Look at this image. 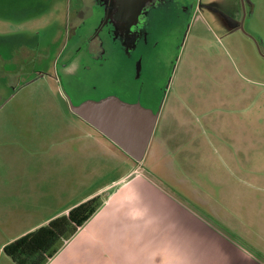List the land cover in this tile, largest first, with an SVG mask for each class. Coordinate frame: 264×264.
<instances>
[{
  "label": "rangeland",
  "instance_id": "rangeland-1",
  "mask_svg": "<svg viewBox=\"0 0 264 264\" xmlns=\"http://www.w3.org/2000/svg\"><path fill=\"white\" fill-rule=\"evenodd\" d=\"M95 3L0 0V181L47 166L76 200L106 188L47 264H248L234 241L264 262V174L257 189L238 172L264 149V0H197L193 15L160 18L150 50L122 60L106 42L100 61L84 43ZM110 93L159 110L141 162L110 155L65 103Z\"/></svg>",
  "mask_w": 264,
  "mask_h": 264
},
{
  "label": "crops",
  "instance_id": "crops-1",
  "mask_svg": "<svg viewBox=\"0 0 264 264\" xmlns=\"http://www.w3.org/2000/svg\"><path fill=\"white\" fill-rule=\"evenodd\" d=\"M100 137L101 147L106 148L110 155H117L121 152L116 145L102 134ZM243 153L246 156L249 155V152L247 151H243ZM254 155L258 157V161H256V163L252 162V164H248V166L242 165L238 168V172L241 174L253 175L254 178L252 179L254 182L245 183V185L260 189V186L257 185V183L263 179L261 175L264 174V149H262V153H260L258 149L255 150ZM52 170V167L47 166L21 168V177L30 174H32V178L35 176V180L31 182L15 181L18 179L15 170L11 171L15 176L9 175L10 170L3 172L2 179L5 181H0V253H2L7 259L9 258L3 252L5 245L30 231L45 225L50 220L67 213L72 207L94 196H98L100 195L99 193L106 190V188H104L98 191H93L89 197L87 196L88 198L85 197L84 199L76 200L78 195L76 189L72 188L69 183H64L62 180L58 181L61 178L53 180V177L50 175ZM7 178L9 180L8 182H6ZM37 179H39V181H36ZM238 180L242 183L244 182L240 177ZM251 184L252 186H250ZM235 217L236 219L234 220L238 221L237 218L239 215ZM247 218L248 217H244L243 219ZM218 233L228 236L224 231L219 230ZM230 247L235 251L242 252L247 257L248 264H264V262L259 261L239 246L237 242L234 241ZM230 263L237 264L236 255L232 257Z\"/></svg>",
  "mask_w": 264,
  "mask_h": 264
},
{
  "label": "flooded vegetation",
  "instance_id": "flooded-vegetation-1",
  "mask_svg": "<svg viewBox=\"0 0 264 264\" xmlns=\"http://www.w3.org/2000/svg\"><path fill=\"white\" fill-rule=\"evenodd\" d=\"M135 2L136 6L140 7L142 5L137 18L133 14ZM95 7L100 21L98 27L94 30V34L85 38L84 43L87 53L92 60L100 61L103 58L104 45L107 42L116 51L121 52L123 60L126 56H130L136 48L142 47L150 50L154 43H151V41L157 36V28L163 15H167L166 18H173L176 13L192 12L193 15L197 9V0H143L142 3L139 0H134L133 5L129 4V0H96ZM70 36L73 38L75 32ZM138 65L140 66L139 73H137ZM140 71L141 60L138 61L135 67L136 78L139 77ZM135 94H128L125 98L127 100L133 97L136 98ZM107 96L118 97L119 95L110 93L103 96V98ZM140 99H142L141 95L137 101L129 103H140ZM65 103L69 108L67 97L65 98Z\"/></svg>",
  "mask_w": 264,
  "mask_h": 264
},
{
  "label": "water",
  "instance_id": "water-1",
  "mask_svg": "<svg viewBox=\"0 0 264 264\" xmlns=\"http://www.w3.org/2000/svg\"><path fill=\"white\" fill-rule=\"evenodd\" d=\"M133 1L129 0V4L133 5ZM141 6H136V2L133 6L136 18ZM139 70L138 65L137 73ZM69 110L136 162L143 160L159 116V110L153 111L138 102H125L116 96L79 104L69 100Z\"/></svg>",
  "mask_w": 264,
  "mask_h": 264
},
{
  "label": "trees",
  "instance_id": "trees-1",
  "mask_svg": "<svg viewBox=\"0 0 264 264\" xmlns=\"http://www.w3.org/2000/svg\"><path fill=\"white\" fill-rule=\"evenodd\" d=\"M98 206L99 197L94 196L8 243L3 252L15 264H47L57 254L56 244L74 236Z\"/></svg>",
  "mask_w": 264,
  "mask_h": 264
}]
</instances>
